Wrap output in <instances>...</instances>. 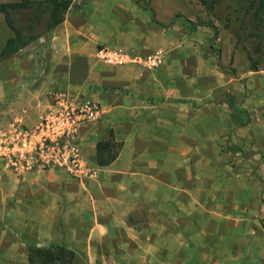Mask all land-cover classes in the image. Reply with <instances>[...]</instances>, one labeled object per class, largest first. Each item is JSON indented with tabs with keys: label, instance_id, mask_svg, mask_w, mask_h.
I'll return each instance as SVG.
<instances>
[{
	"label": "rangeland",
	"instance_id": "374dc122",
	"mask_svg": "<svg viewBox=\"0 0 264 264\" xmlns=\"http://www.w3.org/2000/svg\"><path fill=\"white\" fill-rule=\"evenodd\" d=\"M44 1L27 0L33 4L9 11L26 44L0 74V84H8L0 87V135L33 126L51 92L88 100L100 117L80 127L77 145L79 131L96 122L105 127L99 140L141 138L142 152L177 155L167 169L194 164L196 181H215L210 208L235 217L216 215L214 227L182 237L194 250L179 251L177 242L147 257H161L164 264H264V0H218L212 12L197 0H72L62 24L52 29ZM250 3L262 5L254 21ZM103 48L135 61L106 65L96 57ZM155 55L154 67L137 63ZM248 56L257 71L249 70ZM47 172L55 180L70 177L61 169L14 170L0 159V264H27L26 245L50 244L41 243L42 231L59 233L66 225L72 243H80L84 215L73 220L75 212L62 217L54 208L47 225L23 202ZM158 211H176V204L160 203ZM151 222L179 228V220Z\"/></svg>",
	"mask_w": 264,
	"mask_h": 264
},
{
	"label": "crops",
	"instance_id": "0c3cea01",
	"mask_svg": "<svg viewBox=\"0 0 264 264\" xmlns=\"http://www.w3.org/2000/svg\"><path fill=\"white\" fill-rule=\"evenodd\" d=\"M22 1L27 0H0V5ZM11 37L13 32L5 24L0 12V50ZM23 47L1 59L2 77L1 71L5 70L7 60L19 54ZM4 74L8 75V72L5 71ZM16 74L21 75L22 72L16 71ZM0 87L8 89V84L3 81ZM177 100L179 99H174L172 103H179ZM103 129L105 127L101 122L85 126L79 131L77 139L80 153L93 172L92 177L75 179L61 176L63 179L55 180V174L47 172L43 175L48 180L33 182L31 196L23 200L43 214L48 221L47 225H50L54 208L63 214L62 217L68 211L75 212L73 220L80 219V213L88 220L86 229L77 233L80 243L76 245L72 243L68 235L71 232L66 225L59 233H40L41 243L63 244L73 251L71 264H164L163 258L153 259L152 255L147 257L146 252L159 251L160 246L161 250L171 249L177 242L179 251L194 250L190 240L182 237L193 238L199 235L201 228L214 227L216 215L218 219L235 218L231 214L210 208V201L216 195L215 181L207 180L204 186L202 184L205 182L196 181L194 164L188 165L185 171L182 167L167 169L166 165L170 161H177V155L168 153L167 157L155 151L150 154L142 152L139 150L143 144L141 138L133 141L123 139L116 158L108 166H97L95 144L103 134ZM226 183L227 181L223 182ZM61 189L65 195H61ZM220 195L222 196L221 193ZM164 198H167L166 201H163ZM160 203H175L176 211L163 215L158 211ZM139 209L144 211L140 212ZM17 210L20 213V209ZM11 212L15 210L12 209ZM19 217L23 219V215ZM242 218L247 219V216ZM152 219L179 220V228L159 227L151 222ZM137 220L142 221L137 223ZM164 237L168 241H164ZM22 239L28 243L25 238ZM153 239L156 241L155 245L152 244ZM122 252L127 255L121 254ZM139 252H142L141 258L136 256Z\"/></svg>",
	"mask_w": 264,
	"mask_h": 264
},
{
	"label": "built area",
	"instance_id": "2783aa9c",
	"mask_svg": "<svg viewBox=\"0 0 264 264\" xmlns=\"http://www.w3.org/2000/svg\"><path fill=\"white\" fill-rule=\"evenodd\" d=\"M98 60L106 65L132 61L127 55L109 49L96 51ZM158 55L137 59L146 67L159 62ZM51 102L31 127H13L0 135V159L14 170L45 171L61 169L75 179L90 178L92 170L82 157L76 143L80 127L100 117L97 106L76 101L65 92H51Z\"/></svg>",
	"mask_w": 264,
	"mask_h": 264
},
{
	"label": "trees",
	"instance_id": "16d2710c",
	"mask_svg": "<svg viewBox=\"0 0 264 264\" xmlns=\"http://www.w3.org/2000/svg\"><path fill=\"white\" fill-rule=\"evenodd\" d=\"M206 12H212L218 0H197ZM72 0H47L43 4L48 12L46 26L52 29L63 21V16L69 8ZM33 3L22 1L20 3L1 4L0 12L3 14L4 22L7 27L13 32V37L7 39L0 50V59L6 58L9 55L22 48L24 42L22 35L17 31L10 20L9 11L15 9H26ZM40 8V3L37 4ZM253 3H250V7ZM254 7V6H253ZM262 5L254 7L253 21L257 20L258 15L262 12ZM36 19V17H34ZM190 28H193L192 25ZM249 70L257 71V63L248 56ZM160 101V100H159ZM179 103H184L182 99L177 100ZM121 147V143L114 141L112 137L107 140H99L95 144V162L99 167L108 166L117 156ZM26 263L27 264H71L74 253L63 244L50 243L46 245H26Z\"/></svg>",
	"mask_w": 264,
	"mask_h": 264
}]
</instances>
